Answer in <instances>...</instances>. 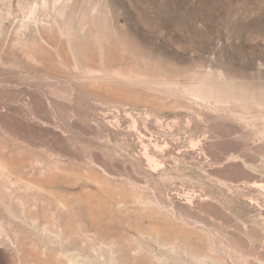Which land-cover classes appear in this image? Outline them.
<instances>
[{
	"label": "rangeland",
	"instance_id": "1",
	"mask_svg": "<svg viewBox=\"0 0 264 264\" xmlns=\"http://www.w3.org/2000/svg\"><path fill=\"white\" fill-rule=\"evenodd\" d=\"M72 259L264 264V0H0V264Z\"/></svg>",
	"mask_w": 264,
	"mask_h": 264
},
{
	"label": "bare ground",
	"instance_id": "2",
	"mask_svg": "<svg viewBox=\"0 0 264 264\" xmlns=\"http://www.w3.org/2000/svg\"><path fill=\"white\" fill-rule=\"evenodd\" d=\"M78 257H79V256H78ZM70 260H71V259H70ZM72 260H73V259H72ZM77 261H78V260H77ZM74 262L77 263L76 261L73 260V261H70V264H74ZM79 263H81V262H79ZM81 264H82V263H81Z\"/></svg>",
	"mask_w": 264,
	"mask_h": 264
}]
</instances>
